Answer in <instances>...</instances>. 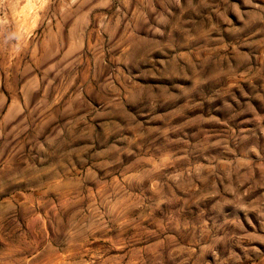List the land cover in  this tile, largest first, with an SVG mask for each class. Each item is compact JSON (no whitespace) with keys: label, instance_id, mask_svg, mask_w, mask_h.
Instances as JSON below:
<instances>
[{"label":"rangeland","instance_id":"1","mask_svg":"<svg viewBox=\"0 0 264 264\" xmlns=\"http://www.w3.org/2000/svg\"><path fill=\"white\" fill-rule=\"evenodd\" d=\"M0 264H264V0H0Z\"/></svg>","mask_w":264,"mask_h":264}]
</instances>
